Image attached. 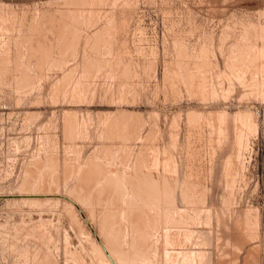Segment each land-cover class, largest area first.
Returning <instances> with one entry per match:
<instances>
[{
  "label": "rangeland",
  "instance_id": "rangeland-1",
  "mask_svg": "<svg viewBox=\"0 0 264 264\" xmlns=\"http://www.w3.org/2000/svg\"><path fill=\"white\" fill-rule=\"evenodd\" d=\"M0 24V264H264V0H0Z\"/></svg>",
  "mask_w": 264,
  "mask_h": 264
},
{
  "label": "bare ground",
  "instance_id": "bare-ground-1",
  "mask_svg": "<svg viewBox=\"0 0 264 264\" xmlns=\"http://www.w3.org/2000/svg\"><path fill=\"white\" fill-rule=\"evenodd\" d=\"M81 1H82V0H81ZM85 2H86V1H85ZM89 2H90V1H89ZM83 4H84V3H83ZM78 10H79V9H78ZM83 10H84V9H83ZM69 11H71V10L69 9ZM72 12H73V11H72ZM81 12H83V11H81ZM65 13H67V12H65ZM79 13H80V12H79ZM70 14H71V13H70ZM88 14H89V13H88ZM6 15H7V14H6ZM64 15H65V14H64ZM75 15L78 16L77 14H75ZM9 17H10V16H9ZM63 17H64V16H63ZM66 17H67V16H66ZM81 17H82V16H81ZM81 17H80V18H81ZM84 17H86V16L84 15ZM39 18H40V17H39ZM88 18H89V17H88ZM92 18H93V17H92ZM63 19H64V18H63ZM84 19H86V18H84ZM8 20H9V19H8ZM82 20H83V19L81 18V21H82ZM10 21H12V20H10ZM33 21H34V20H33ZM62 21H63V20H62ZM66 21H67V20H66ZM70 21H71V20H70ZM75 21H76V20H75ZM75 21H74V22H75ZM88 21H89V20H88ZM82 22H83V21H82ZM1 23H2V22H1ZM11 23H12V22H11ZM36 23H37V22H36ZM36 23H35V24H36ZM71 23H72V22H71ZM80 23H81V22H80ZM3 24H4V23H3ZM31 24H33V23H31ZM0 25H1V24H0ZM36 25H37V24H36ZM1 26H3V25H1ZM30 26H31V25H30ZM54 26H55V25H54ZM64 26H65V25H64ZM33 27H34V26H33ZM38 27H39V26H38ZM60 27H61V26H60ZM62 27H63V26H62ZM67 27H68V26H67ZM77 27H78V26H77ZM2 28H3V27H2ZM31 28H32V27H31ZM31 28H29V29H31ZM52 28H53V27H52ZM65 29H66V28H65ZM32 30H33V29H31V32H32ZM35 30H36V29H35ZM63 31H64V30H63ZM21 32H22V31H21ZM57 32H59V31H57ZM70 32H71V31H70ZM75 32H76V31H75ZM75 32H74V33H75ZM100 32H101V31H100ZM60 33H61V32H60ZM101 33H102V32H101ZM28 34H29V33H28ZM35 34H37V33H35ZM47 34H48V33H47ZM67 34H68V33H67ZM26 35H27V34H26ZM55 35H56V34H55ZM30 36H31V35H30ZM39 36H41V35H39ZM66 36H67V35H66ZM66 36H65V37H66ZM26 37H27V36H26ZM26 37H24V38H26ZM28 37H29V36H28ZM65 37H64V38H65ZM101 37H102V36H101ZM36 38H37V37H36ZM26 39H27V38H26ZM62 39H63V38H62ZM23 40L26 41L25 39H23ZM43 40H44V39H43ZM24 41H23V42H24ZM23 42H22V43H23ZM27 42H28V41H27ZM31 42H32V41H31ZM53 42H54V41H53ZM64 42H65V41H64ZM18 43H19V42H18ZM57 43H58V42H57ZM27 44H28V43H27ZM37 44H38V43H37ZM42 44H43V43H42ZM72 44H73V43H72ZM72 44H71V45H72ZM5 45H6V44H5ZM17 45H18V44H17ZM45 45H46V44H45ZM58 45L60 46V43H59ZM64 45H65V44H64ZM66 45H67V44H66ZM68 45H69V44H68ZM25 46H26V45H25ZM29 46H30V45H29ZM29 46H27V47H29ZM62 46H63V45H62ZM62 46H61V48H62ZM42 47H44V46H42ZM49 47H50V46H49ZM38 48H39V47H38ZM43 49H44V48H43ZM43 49H41V50H43ZM63 49H64V48H63ZM73 49H74V48H73ZM247 49H248V48H247ZM251 49H252V48H251ZM33 50H34V49H33ZM44 50H46V49H44ZM47 50H48V49H47ZM47 50H46V51H47ZM63 51H64V50H63ZM30 52H31V51H30ZM61 52H62V51H61ZM68 52H69V51H68ZM32 53H33V52H32ZM62 53H63V52H62ZM22 54H23V53H22ZM24 54H25V52H24ZM34 54H36V53L34 52ZM37 54H38V53H37ZM43 54H44V52H43ZM60 54H61V53H60ZM259 54H260V53H259ZM249 55H250V54H249ZM20 56H21V55H20ZM41 56H43L42 58L44 59L45 56L42 55V53H41ZM41 56H40V57H41ZM10 57H11V56H10ZM22 57H23V56H22ZM30 57H31V56H30ZM33 57H34V56H33ZM4 58H5V57H4ZM27 58H28V56H27ZM36 58H37V56H36ZM237 58H238V57H237ZM249 58H250V57H249ZM19 59H20V58H19ZM33 59H34V58H33ZM40 59H41V58H40ZM43 59H42V60H43ZM234 59H235V58H234ZM29 60H30V59H29ZM45 60H46V59H45ZM244 60H245V59H244ZM27 61H28V60H27ZM39 61H40V60H39ZM12 63H13V62H12ZM20 63H21V62H20ZM36 63H37V62H36ZM40 63H41V62H40ZM40 63H39V64H40ZM43 63H44V62H42L41 65H42ZM254 63H255V62H254ZM29 64H30V63H29ZM37 64H38V63H37ZM44 64H45V63H44ZM44 64H43V65H44ZM22 65H23V64H22ZM261 65H262V64H261ZM29 66H30V65H29ZM245 66H246V65H245ZM235 67H236V66H235ZM247 67H248V66H247ZM259 67H260V66H259ZM34 68H35V67H34ZM41 68H42V66H41ZM234 69H235V68H234ZM236 69H237V68H236ZM240 70H241V69H240ZM263 71H264V70H263ZM240 72H241V71H240ZM25 75H26V74H25ZM25 80H26V79H25ZM204 86H205V85H204ZM20 93H21V92H20ZM26 113H27V112H26ZM246 119H247V118H246ZM248 119H249V118H248ZM240 122H241V120H240ZM118 123H119V122H118ZM104 129H105V128H104ZM105 130H106V129H105ZM239 132H240V130L238 131V133H239ZM242 133H243V132H242ZM242 133H240L239 135H237V136L235 137V138H237V140L235 141V143H237L238 141H239V142H240V141L243 142V140H241V134H242ZM116 134H117V133H116ZM236 134H237V132H236ZM140 135H141V134H140ZM245 137H246V136H245ZM129 139H130V138H129ZM242 139H243V138H242ZM149 142H150V141H149ZM237 144H239V143H237ZM241 144L243 145V143H241ZM241 144H240V145H241ZM239 147H240V146H239ZM239 147H238V148H239ZM238 148H237V149H238ZM235 151H236V150H235ZM242 151H243V150H242ZM127 152H128V151H127ZM151 153H153V152H151ZM235 153H236V152H235ZM238 155H239V154H238ZM36 156H37V155H36ZM100 159H101V158H100ZM100 159H99V160H100ZM44 161H45V160H44ZM70 161H71V160H70ZM152 161H153V160H152ZM170 161H171V160H170ZM141 162H142V160H141ZM46 163H47V162H46ZM97 163H98V162H97ZM133 163H134V162H133ZM232 163H233V162H232ZM168 164H169V163H168ZM229 164H230V162H229ZM97 165H98V164H97ZM147 165H148V164H147ZM155 165H156V164H155ZM130 166H131V165H130ZM156 166H157V165H156ZM228 166H229V165H228ZM228 166H227V167H228ZM99 167H100V166H99ZM141 167H142V165H141ZM148 167H149V166H148ZM152 167H153V166H152ZM240 167H241V166H240ZM45 168H46V167H45ZM231 168H232V167H231ZM37 169H38V168H37ZM156 169H157V168H156ZM163 169H164V168H163ZM166 169H167V167H166ZM100 170H101V169H100ZM227 170H229V169L227 168ZM230 170H231V169H230ZM77 171H78V170H77ZM101 171H102V170H101ZM101 171H100V172H101ZM131 171H132V170H131ZM170 171H171V170H170ZM43 173H44V172H43ZM116 174H117V173H116ZM154 174H155V173H154ZM75 175H76V174H75ZM122 175H123V174H122ZM148 175H149V174H148ZM169 175H170V174H169ZM34 176H35V175H34ZM155 176H156V175H155ZM150 177H151V175H150ZM153 177H154V176H153ZM162 177H163V176H162ZM27 178H28V177H27ZM34 178H35V177H34ZM114 178H115V177H114ZM145 178H146V177H145ZM160 178H161V177H160ZM169 178H170V177H169ZM115 179L118 180V178H115ZM154 179H156V178H154ZM107 180H109V179H107ZM143 180H144V179H143ZM150 180H151V178H150ZM165 180H166V178H165ZM112 181H113V180H112ZM122 181H123V180H122ZM124 181H125V179H124ZM139 181H140V180H139ZM163 181H164V180H163ZM178 181H179V180H178ZM126 182H127V181H126ZM154 182H155V181H154ZM169 182H171V179H170ZM124 184H125V183H124ZM131 184H133V183H131ZM141 184H142V183H141ZM141 184H140V185H141ZM146 184H147V183H146ZM101 185H102V184H101ZM109 185H110V184H109ZM113 185H114V184H113ZM113 185H112V186H113ZM121 185H123V184H121ZM136 185H137V184H136ZM152 185H153V184H152ZM173 185H174V184H173ZM178 185H179V184H178ZM183 185H184V183H183ZM227 185H228V184H227ZM227 185H226V186H227ZM229 185H230V184H229ZM229 185H228V186H229ZM233 185H234V184H233ZM86 186H87V185H86ZM123 186H124V185H123ZM138 186H139V185H138ZM175 186H177V185H175ZM226 186H225V187H226ZM115 187H116V186H115ZM124 187L128 188V190L130 191L129 187L131 188V185L128 186V187H127V186H124ZM134 187H135V186H134ZM155 187H156V186H155ZM160 187H161V185H160ZM166 187H167V186H166ZM86 188H87V187H86ZM98 188H99V187H98ZM98 188H97V189H98ZM109 188L111 189V187H109ZM120 188H121V187H120ZM120 188H119V189H120ZM139 188H140V187H139ZM143 188H144V187H143ZM170 188H171V187H170ZM107 189H108V188H107ZM115 189H117V188H115ZM148 189H149V188H148ZM161 189H162V188H161ZM166 189H167V188H166ZM88 190H89V189H88ZM88 190H87V192H88ZM93 190H94V189H93ZM113 190H114V189H113ZM140 190H141V189H140ZM158 190H159V189H158ZM81 191H82V190H81ZM91 191H92V190H91ZM95 191H96V190H95ZM106 191H107V190H106ZM124 191H125V189H124ZM131 191H132V190H131ZM136 191H138V190H136ZM142 191H143V190H142ZM145 191H146V190H145ZM164 191H165V190H164ZM27 192H28V191H27ZM82 192H83V191H82ZM87 192H86V194H87ZM89 192H90V191H89ZM96 192H97V191H96ZM151 192H152V191H151ZM162 192H163V191H162ZM108 193H109V192H108ZM113 193H114V191H113ZM117 193H119L118 190H117ZM130 193H131V192H130ZM138 193H140V192H138ZM159 193H160V192H159ZM179 193H180V192H179ZM29 194H30V193H29ZM29 194H27V195H29ZM37 194H38V193H37ZM81 194H82V193H81ZM88 194H89V193H88ZM90 194H92V193L90 192ZM110 194H112V193H110ZM110 194H109V195H110ZM119 194H120V193H119ZM127 194H128V193H127ZM143 194H144V193H143ZM143 194H142V195H143ZM156 194H157V193H156ZM182 194L184 195V192H183ZM33 195H34V194H33ZM35 195H36V194H35ZM125 195H126V193H125ZM129 195H130V194H129ZM146 195H147V194H146ZM158 195H159V194H158ZM161 195H162V194H161ZM161 195H160V196H161ZM165 195H166V194H165ZM168 195H169V193H168ZM170 195H171V194H170ZM186 195H187V194H186ZM99 196H100V194H99ZM113 196H114V195H113ZM115 196H116V195H115ZM115 196H114V197H115ZM127 196H128V195H127ZM127 196H125V197H127ZM143 196H145V195H143ZM153 196H154V195H153ZM156 196H157V195H156ZM172 196H173V195H172ZM232 196H233V194H232ZM80 197H81V196H80ZM82 197H83V195H82ZM84 197H87V198H88V197H91V195H89V196H85V195H84ZM139 197H141V196L139 195ZM177 197H178V196H177ZM197 197H198V196H197ZM92 198H93V195H92ZM108 198H109V196H108ZM128 198H129V197H128ZM149 198H150V197H149ZM161 198H163V197H161ZM161 198H160V199H161ZM182 198H183V197H182ZM184 198H185V197H184ZM186 198H187V197H186ZM200 198H201V197H200ZM33 199H34V198H33ZM111 199L113 200V198H111ZM122 199H125V198L123 197ZM150 199H151V198H150ZM157 199H158V198H157ZM172 199H173V198H172ZM175 199H176V198H175ZM227 199H228V198H227ZM90 200H91V198H90ZM104 200H105V199H104ZM108 200H109V199H108ZM116 200H117V198H116ZM118 200H119V199H118ZM118 200H117V201H118ZM127 200H128V199H127ZM136 200H137V199H136ZM162 200H163V199H162ZM177 200H178V199H177ZM88 201H89V200H88ZM121 201H122V200H121ZM140 201H141V200H140ZM143 201H144V199H143ZM157 201H158V200H157ZM174 201H175V200H174ZM174 201H172V202H174ZM109 202H110V200H109ZM128 202H129V201H128ZM135 202H136V201H135ZM149 202H150V201H149ZM152 202H153V200H152ZM155 202H156V201H155ZM158 202L160 203V201H158ZM165 202H166V201H165ZM175 202H176V201H175ZM185 202H186V201H185ZM106 203H107V202H106ZM118 203H119V202H118ZM118 203H115V205L118 204ZM120 203H121V202H120ZM122 203H123V202H122ZM125 203H126V202H125ZM131 203H132V201H131ZM138 203H139V201H138ZM142 203H143V202H142ZM91 204H92V203H91ZM91 204H90V205H91ZM104 204H105V203H104ZM108 204H109V203H108ZM129 204H130V203H129ZM144 204H146V202H144ZM144 204H142V205H144ZM149 204H150V203H149ZM155 204H157V203H155ZM167 204H168V203H167ZM196 204H197V203H196ZM112 205H113V204H112ZM119 205H120V204H119ZM123 205H125V204H123ZM131 205H132V204H131ZM131 205H130V207H131ZM134 205H135V204H134ZM140 205H141V204H140ZM152 205H153V204H152ZM157 205H158V204H157ZM160 205H161V204H160ZM162 205H163V204H162ZM165 205H166V204H165ZM102 206H103V205H102ZM135 206H136V205H135ZM144 206H146V205H144ZM144 206H143V207H144ZM148 206H149V205H148ZM154 206H155V205H154ZM154 206H153V207H154ZM167 206H168V205H167ZM112 207H115V206H111V208H112ZM116 207H117V205H116ZM121 207H123V206H121ZM169 207H170V206H169ZM171 207H172V206H171ZM175 207H176V206H175ZM123 208H124V207H123ZM123 208H122L121 210H123ZM127 208H129V207H128V204H127ZM127 208H126V209H127ZM133 208H134V207H133ZM136 208H137V207H136ZM139 208H140V207H139ZM145 208L148 209L147 206H146ZM156 208H158V207H155V209H156ZM160 208H161V206H160ZM160 208H159V209H160ZM178 208H179V207H178ZM109 209H110V206H109ZM115 209H116V208H115ZM117 209H118V207H117ZM149 209H151V208H149ZM153 209H154V208H153ZM162 209H163V208H162ZM162 209H161V212H162ZM164 209H165V207H164ZM170 209H171V208H170ZM172 209H173V208H172ZM107 210H108V209H106V211H107ZM111 210H112V209H111ZM136 210H139V209H136ZM165 210H166V209H165ZM177 210H178V209H177ZM177 210H176V211H177ZM113 211H114V210H113ZM129 211H130V210H129ZM131 211H132V209H131ZM131 211H130V213H131ZM134 211H135V210H134ZM134 211H133V212H134ZM141 211H142V210H141ZM141 211H138V212H141ZM149 211L151 212V210H149ZM154 211H155V210H154ZM154 211H153V212H154ZM168 211H169V208H168ZM173 211H175V210H172V212H173ZM178 211H179V210H178ZM109 212H110V211H109ZM119 212H120V210H119ZM119 212H118V214H119ZM124 212H125V211H124ZM124 212H123V213H124ZM126 212H127V210H126ZM169 212H170V211H169ZM186 212H187V210H186ZM96 213H97V212H96ZM110 213L113 214V212H110ZM127 213H128V212H127ZM127 213H126L125 215H127ZM146 213H147V212H146ZM155 213H157V212L155 211ZM155 213H153L152 215H154ZM159 213H160V212H159ZM162 213H163V212H162ZM170 213H171V212H170ZM170 213L167 212V214H170ZM188 213H189V212H188ZM118 214H116V215H118ZM140 214H141V213H140ZM149 214H150V213H149ZM173 214H174V213L170 214V216H172ZM176 214H177V213H175V216H176ZM183 214H184V213H183ZM102 215H103V214H102ZM136 215H138V214H136ZM145 215H146V214H144V216H145ZM150 215H151V214H150ZM156 215H157V214H155L154 217H155ZM160 215H162V214H160ZM177 215H178V214H177ZM112 216L115 217V215H112ZM121 216H122V215H120V216L118 215V217H120V218L122 219ZM132 216H133V215H131V217H132ZM163 216H164V215H163ZM166 216H167V215H166ZM166 216H165V217H166ZM192 216H193V215H192ZM113 217H111V219H112ZM128 217H129V216H128ZM146 217H147V216H146ZM157 217H158V216H157ZM165 217H162V218H165ZM179 217H180V215H179ZM181 217H182V216H181ZM105 218H106V215H105ZM107 218H108V217H107ZM109 218H110V217H109ZM109 218H108V219H109ZM123 218H124V217H123ZM139 218L142 219L141 217H139ZM143 218H144V217H143ZM166 218H167V217H166ZM169 218H171V217H169ZM169 218H168V219H169ZM173 218H175L174 215H173V217H172V220H173ZM177 218H178V217H176V219H177ZM184 218H185V217H184ZM191 218H193V217H191ZM191 218H190V219H191ZM99 219H100V218H99ZM114 219H116V218H113V220H114ZM127 219H128V218H127ZM131 219H132V218H131ZM145 219H146V218H145ZM145 219H144V220H145ZM148 219H149V218H148ZM150 219H151V217H150ZM157 219H160V217L157 218ZM176 219H174L175 222H176ZM182 219H183V218H182ZM182 219H181V220H182ZM106 220H107V219H106ZM113 220H112V221H113ZM165 220H166V219H164V220L162 219V221H164V223L167 222V221H165ZM172 220H169V221H170V224H171V221H172ZM181 220H179V218H178V221H179V222H180ZM188 220H189V219H188ZM240 220H241V219H240ZM107 221H109V220H107ZM107 221H103V222L105 223V224L103 223V224H104V225H103L104 227H109V226L106 225V224L108 223ZM112 221H111V223H112ZM130 221H131V220H130ZM106 222H107V223H106ZM115 222H116V221H114V223H115ZM121 222H122V220H121ZM123 222H127V220H126V221H123ZM134 222H135V221H134ZM136 222H137V221H136ZM136 222H135V226H136ZM140 222H141V221H140ZM151 222H152V221H151ZM153 222L156 223V221H154V220H153ZM157 222H158V221H157ZM183 222H184V221H183ZM238 222H239V221H238ZM116 223H118V222H116ZM119 223H120V222H119ZM128 223H129V222H128ZM148 223H149V222H148ZM148 223H147V224H148ZM155 223H154V224H155ZM164 223H163V224H164ZM177 223H178V222H177ZM177 223H176V225H177V227H179ZM123 224H124V223H123ZM125 224H126V223H125ZM129 224H131V223H129ZM132 224H133V222H132ZM154 224H153V225H154ZM157 224H158V223H157ZM157 224H156V225H157ZM168 224H169V222H168ZM170 224H169V225H170ZM173 224L175 225V223H173ZM105 225H106V226H105ZM108 225H109V223H108ZM137 225H138V224H137ZM140 225H144V226H145L146 224H145V223H144V224H141V223H140ZM169 225H167L168 228H169ZM174 225H173V227H174ZM181 225H182V224H181ZM120 226H122L121 223H120ZM124 226H125V225H124ZM126 226H127V224H126ZM126 226H125V227H126ZM129 226H130V225H128V228H130ZM146 226H147V225H146ZM158 226H159V224H158ZM158 226H157V227H158ZM162 226H164V225H162ZM112 227H114V226H112ZM115 227H116V226H115ZM139 227H140V226H139ZM152 227H154V226H152ZM177 227H176V228H177ZM180 227H181V226H180ZM185 227H186V226H185ZM110 228H111V227H110ZM128 228H127V229H128ZM134 228H135V227H134ZM145 228H146V227H145ZM145 228H142V227H141L140 229H145ZM158 228H160V227H158ZM161 228H162V227H161ZM161 228H160V229H161ZM165 228H166V225H165ZM171 228H172V227H171ZM176 228H175V229H176ZM114 229H115V228H114ZM117 229H118V227H117ZM121 229H123V228H121ZM132 229H133V228H132ZM135 229H136V228H135ZM146 229H147V228H146ZM146 229H145V230H146ZM148 229H149V227H148ZM155 229H156V228H155ZM160 229H156V230H159V231H160ZM162 229H163V228H162ZM169 229H170V228H169ZM169 229H168V230H167V229H166V230L164 229V230H165V233H163V234H165V235H164V242H165L166 245L176 243V242H175V239H176L175 236L177 235V233H176V235H173V232L171 233V231H169ZM173 229H174V228H173ZM173 229H172V230H173ZM177 229L179 230L180 228H177ZM182 229H183V231H184V228H182ZM102 230H103V229H102ZM105 230H106V229H105ZM109 230H111V229H109ZM109 230L107 229V231H109ZM118 230H119V229H118ZM129 230H130V229H129ZM138 230H139V228H138ZM186 230H188V228H186ZM107 231H106V232H107ZM123 231H124V230H123ZM125 231H126V229H125ZM125 231H124L123 234H125ZM133 231H135V230H133ZM142 231H143V230H142ZM150 231H152V230H149V232H150ZM161 231H162V230H161ZM175 231H176V230H175ZM175 231H174V232H175ZM109 232H110V231H109ZM121 232H122V231H121ZM130 232H131V231H130ZM157 232H158V231H157ZM162 232H164V231H162ZM177 232H178V231H177ZM179 232H182V231H179ZM114 233H115V231L113 232V235H111V233L109 234V236L111 235V236H110V241H111V237L114 236ZM137 233H139V232L137 231L136 234H137ZM152 233H154V232L152 231L151 234H152ZM183 233H184V232H183ZM187 233H188V231H187ZM187 233H185V234H187ZM189 233H190V231H189ZM194 233H195V232H194ZM194 233H193V234H194ZM116 234H117V232H116ZM118 234H119V233H118ZM123 234H122V235H123ZM132 234H133V232H132ZM134 234H135V233H134ZM146 234H148V233H146ZM154 234H155V233H154ZM156 234H157V233H156ZM158 234H159V232H158ZM185 234H184V235H185ZM198 234H199V233H198ZM200 234H201V233H200ZM200 234H199V235H200ZM120 235H121V234H120ZM120 235H118V236H120ZM122 235H121V236H122ZM139 235H140V234H139ZM142 235H143V234H142ZM142 235H141V236H142ZM184 235H182V236H183V237H186V235H185V236H184ZM187 235L189 236V234H187ZM191 235H192V233H191ZM125 236H126V235H125ZM125 236H124V237H125ZM129 236H131V234H130ZM137 236H138V235H137ZM141 236H140V237H141ZM148 236H149V235H148ZM155 236H156V235H155ZM162 236H163V235H162ZM178 236H179V235H177V237H178ZM182 236H180V237L182 238ZM192 236H193V235H192ZM192 236H191V237H192ZM202 236H203V235H202ZM206 236H207V235H206ZM122 237H123V236H122ZM133 237H134V236H133ZM135 237H136V236H135ZM159 237H160V236H158V239H159ZM180 237H179L178 239H179V241H182V239L180 240ZM189 237H190V236H189ZM204 237H205V236H204ZM204 237H203V238H204ZM108 238H109V237H108ZM120 238H121V237H120ZM120 238H118V239H120ZM130 238H131V237H130ZM112 239H115V240H116V239H117V236H116V238H113V237H112ZM125 239H126V237H125ZM125 239H124V240H125ZM127 239H128V238H127ZM145 239H146V238H145ZM149 239H150V238H149ZM151 239H152V238H151ZM151 239H150V240H151ZM183 239H186L185 241L187 242V237H186V238H183ZM121 240H122V238H121ZM121 240H120V241H121ZM124 240H123V241H124ZM132 240H134V239H132ZM136 240H137V239H136ZM136 240H135V241H136ZM147 240H148V239H147ZM188 240H189V238H188ZM190 240H191V238H190ZM190 240H189V241H190ZM112 241H113V240H112ZM125 241H126V240H125ZM129 241H131V240H129ZM176 241H177V239H176ZM189 241H188V242H189ZM199 241H200V240H199ZM118 242H119V240H118ZM152 242H153V240H152ZM162 242H163V240H162ZM110 243H111V242H110ZM123 243H124V242H123ZM129 243H130V242H129ZM139 243H141V241H140ZM143 243H144V242H143ZM153 243L155 244V242H153ZM192 243H193V242H192ZM115 244H117V243H115ZM118 244L122 245L121 243H118ZM118 244H117V245H118ZM125 244H126V243H125ZM125 244H124V245H125ZM130 244H131V243H130ZM144 244H146V242H145ZM148 244H149V243H148ZM150 244H151V242H150ZM150 244H149V245H150ZM154 244H152V245H154ZM177 244H178V243H177ZM179 244H180V242H179ZM124 245H123V246H124ZM135 245H137V244H135ZM140 245H141V244H140ZM156 245H157V244H156ZM156 245H155V248H156ZM166 245H165V246H166ZM104 246H105V245H104ZM113 246H114V245H113ZM138 246H139V245H138ZM141 246H142V245H141ZM145 246H147V245H145ZM145 246L143 245L142 247L145 248ZM182 246H183V245H182ZM117 247H118V249H119V246H117ZM133 247H134V246H132V248H133ZM136 247H137V246H136ZM136 247H134V248L136 249ZM142 247H141V248H142ZM149 247H150V246H149ZM159 247H160V246H159ZM163 247H164V246H163ZM171 247H172V246H171ZM187 247H188V246H187ZM191 247H192V246H191ZM99 248H100V247H99ZM101 248H102V247H101ZM105 248H106V247H105ZM122 248H123V247H122ZM125 248H126V247H125ZM139 248H140V247H139ZM146 248H147V247H146ZM146 248H145V249H146ZM166 248H167V249H166V253H167V255H168L169 253H171V251L168 250L169 247H166ZM96 249H97V248H96ZM116 249H117V248H116ZM116 249H115V251H118V250H116ZM129 249H130V248H129ZM162 249H163V248H162ZM98 250H99V249H98ZM100 250H102V249H100ZM112 250H113V249H112ZM143 250H144V249H143ZM146 250H147V249H146ZM148 250H149V249H148ZM152 250H153V249H152ZM178 250H179V249H178ZM178 250H177V253L179 252ZM103 251H104V250H103ZM115 251H114V252H115ZM122 251H123V250H122ZM128 251H129V250L127 249V252H128ZM132 251H133V250H132ZM132 251H130L129 253L131 254ZM141 251H142V250H141ZM141 251H140V252H141ZM150 251H151V250H150ZM153 251H154V250H153ZM159 251H160V250H159ZM190 251H192V250H190ZM89 252H90V251H89ZM125 252H126V249H125ZM151 252H152V251H151ZM151 252H150V253H151ZM172 252H173V251H172ZM174 252H175V251H174ZM181 252H182V251H181V249H180L179 254H180ZM143 253H144V251H143ZM145 253H146V251H145ZM154 253H157V252H154ZM166 253H165V255H166ZM182 253H184V252H182ZM185 253L188 255L187 252H185ZM185 253H184L183 255H181V257H182V256H185ZM108 254H109V255H106V256H108V259H107V260H109L110 264H113V263H114V264H117L115 258L113 257V255L110 254V253H108ZM120 254H121V253H120ZM130 254H128V255H130ZM135 254H137V253H135ZM152 254H153V253H152ZM152 254H150V255H152ZM91 255H92V254H91ZM104 255H105V254H104ZM104 255H102V256H104ZM123 255H124V253H123ZM123 255L121 254V256L124 258ZM128 255H125V257L128 256ZM146 255L149 256L148 253H147ZM172 255H173V254H169L168 256L173 257ZM174 255H175V254H174ZM176 255H178V254H176ZM190 255H191V254H189V256H187V258H190V257H191ZM192 255H194V254H192ZM195 255H196V254H195ZM99 256H100V255H99ZM137 256H138V255H137ZM152 256H154V255H152ZM156 256H157V255H156ZM168 256H167V257H164V258H167V260H169V261L173 259V258H172V259H169ZM115 257H116V256H115ZM131 257H132V256H131ZM139 257H140V256H139ZM139 257H137V258H139ZM146 257H147V256H146ZM154 257H155V256H154ZM157 257H158V259H160L159 256H157ZM175 257H176V256H175ZM193 257H194V256H193ZM106 258H107V257H106ZM106 258H105V261H106ZM123 258H122V259H123ZM142 258H143V257H142ZM151 258H152V257H151ZM164 258H162V263H165V262H163V259H164ZM176 258H178V256H177ZM182 258H184V257H182ZM187 258H186V261L184 260V261H185V264H186V262H187V263L190 262V261L188 262L189 259H187ZM194 258H195V257H194ZM119 259H120V258H119ZM140 259H141V258H140ZM140 259H139V260H140ZM144 259H145V258H144ZM144 259L141 260V264H143L142 261H143V262L145 261L144 263H146V262L148 261V260H146V259L144 260ZM149 259H150V258H149ZM174 259H175V258H174ZM174 259H173V260H174ZM180 259H181V258H180ZM184 259H185V258H184ZM191 259H192V258H191ZM68 260H69V259H68ZM75 260H76V259H75ZM125 260H126V259H125ZM127 260H129V258H128ZM133 260H134V259H133ZM135 260L139 261L138 259H135ZM151 260H153V259H151ZM156 260H157V259H156ZM167 260H166V263H167V264H181V263L184 264V263L182 262L183 259H182L181 261H177V262H175V263H174V261H176V259H175L174 261H172L173 263H172V262L170 263V262L167 261ZM194 260H195V259H194ZM131 261H132V260H131ZM158 261L160 262V260H158ZM191 261H192V260H191ZM71 262H72V261H71ZM127 262H128V261H127ZM127 262H126V264H127ZM152 262H154V260H153ZM180 262H181V263H180ZM193 262H194V261H193ZM193 262H191V263H193ZM74 263H75V262H74ZM121 263H122V262H121ZM128 263H130V262H128ZM131 263H132V262H131ZM131 263H130V264H131ZM148 263H150V261H148L147 264H148ZM78 264H79V263H78ZM100 264H101V263H100ZM134 264H136V263H134ZM154 264H155V263H154ZM160 264H161V263H160Z\"/></svg>",
  "mask_w": 264,
  "mask_h": 264
}]
</instances>
